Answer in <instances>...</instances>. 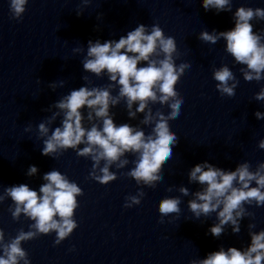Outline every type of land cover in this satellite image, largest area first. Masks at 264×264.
<instances>
[{
	"label": "water",
	"instance_id": "water-1",
	"mask_svg": "<svg viewBox=\"0 0 264 264\" xmlns=\"http://www.w3.org/2000/svg\"><path fill=\"white\" fill-rule=\"evenodd\" d=\"M9 3L0 0V196L5 186L13 184L26 183L38 190L44 183L42 175L52 169L82 189L74 213L77 227L69 237L55 244L53 232L21 243L31 264H189L219 246L246 247L249 223L256 225L254 231L264 229V206H246L249 216L241 220L240 232L233 234L226 227L216 239L206 235L211 223L216 222L215 214L195 219L187 207L200 190L187 175L196 163L207 160L234 169L249 162L255 171L264 161V150L257 147L264 138V119L253 115L258 110L264 112V101L254 99V94L264 88V79L245 81L242 70H247L246 66L236 63L225 51L223 39L215 44L197 39L202 30L231 29V12H205L200 0H28L22 18L16 20ZM240 6L264 9V0H232V11ZM77 11L82 15L78 17ZM153 23L175 39L176 64H190L174 86L183 104L180 114L168 124L178 142L172 157L161 166V180L149 186L129 176L137 155L130 152L120 158L127 160L122 167H118L119 161L109 166L116 179L105 185L89 176L93 171L91 159L78 157L71 149L57 159L42 156L36 125L58 111H46L49 105L85 83L89 87L108 85L106 77L97 78L82 70L88 40L119 39L137 24ZM251 23L264 37V20L254 18ZM76 48L82 50L76 52ZM222 66L234 74L230 85L238 81L231 97L221 94L213 79V72ZM85 75L87 82L81 79ZM60 81L64 82L62 87ZM52 82H57L54 91L49 88ZM111 93L116 96L118 88L114 86ZM169 111L167 104L149 102L145 112L152 121L145 124V113L128 119L123 100L111 108L117 125L129 123L145 134L151 132L157 112L167 115ZM59 122L60 117L48 125L50 130ZM29 124L32 128L25 132ZM85 126H89L87 122ZM104 164L101 160L96 174ZM29 165L39 169L36 175H25ZM181 187L187 188L189 195H182ZM126 197H137L140 203L125 207ZM167 197L180 198V212L169 214L161 223L157 205ZM10 205L14 209L7 197L0 201L4 243L20 231L31 230L32 222L23 214L13 219Z\"/></svg>",
	"mask_w": 264,
	"mask_h": 264
},
{
	"label": "clouds",
	"instance_id": "clouds-1",
	"mask_svg": "<svg viewBox=\"0 0 264 264\" xmlns=\"http://www.w3.org/2000/svg\"><path fill=\"white\" fill-rule=\"evenodd\" d=\"M27 4L28 0H10L12 18H22ZM231 4L232 0H200L205 12H231L233 27L225 31L202 30L197 39L209 44L223 39L225 51L236 63L246 66L247 70H242L243 79L261 81L264 79V37L254 31L251 21L254 18L264 20V9L240 6L232 11ZM76 15L79 17L82 13L77 11ZM81 50L74 49L76 52ZM176 51L175 39L166 35L157 23L151 26L137 24L119 39L88 40L81 61L82 70L97 78L106 77L108 85L89 87L85 83L49 105L46 111L53 108L58 111H53L46 122L42 120L36 125V139L41 142L40 154L57 159L71 149L78 157L90 158L93 171L89 176L105 185L116 179L109 166L119 161L118 167H122L127 160L120 158L130 152L137 155L129 176L149 186L161 180V166L172 157L178 142L176 133L170 131L168 124L169 119L180 114L183 104V97L178 96L174 86L184 68L190 67L187 62L176 64L173 58ZM212 75L221 94L234 95L238 81L229 84V81H235V77L227 66L220 67ZM81 79L87 82L88 76ZM63 84V81L59 82L61 87ZM114 86L118 88L116 96L111 93ZM56 87L57 82L49 84L53 91ZM254 99L264 101V88L254 94ZM121 100L125 103L128 119L133 120L138 113H145V124L152 121L150 113L145 112L149 102L167 104L170 111L167 115L157 112L158 118L152 122L151 132L145 134L129 123H115L111 108ZM253 115L257 120L264 119L262 111H255ZM58 117L59 125L50 130L48 125ZM85 122L89 126L86 127ZM31 128L29 124L24 131ZM257 147L264 150V138L258 141ZM101 160L105 164L96 174ZM38 171L35 165H29L25 175L31 177ZM187 175L189 182L200 186V190L193 194L194 199L188 202V210L195 219L215 214L216 222L211 223L206 233L213 238L224 234L226 227L238 234L241 220L249 216L246 206H264V161L259 162L253 171L249 162L239 163L234 169H224L205 160L193 165ZM41 179L44 183L38 190L26 183L4 187L0 201L7 197L15 205L14 209L10 205L13 219L23 214L32 223L29 225L31 230L18 232L8 243H4V232L0 230V264H31L27 252L21 247L23 241L54 232V243L59 244L77 227L74 213L82 189L56 169L45 172ZM179 192L189 195L185 187L179 188ZM139 203L137 197H126L124 206ZM180 204L179 197L161 199L157 205L159 222L163 223V218L169 214H178ZM247 227L249 243L246 247L219 246L203 258L190 260L189 264H264V229L254 231V223Z\"/></svg>",
	"mask_w": 264,
	"mask_h": 264
}]
</instances>
